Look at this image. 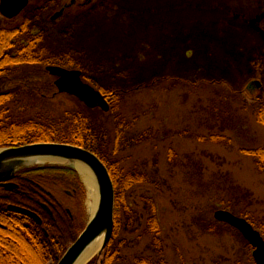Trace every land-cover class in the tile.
<instances>
[{"label": "rangeland", "instance_id": "obj_1", "mask_svg": "<svg viewBox=\"0 0 264 264\" xmlns=\"http://www.w3.org/2000/svg\"><path fill=\"white\" fill-rule=\"evenodd\" d=\"M261 7L264 0H92L67 10L57 29L46 27L44 51L73 56L93 87L129 93L118 158L151 179L127 195L115 260L154 257L143 234L144 198H154L166 264H255L249 244L213 213L234 200L264 238V170L244 152L264 145L255 114L264 91L249 89L255 76L264 83V62L254 66L261 43L244 20ZM57 96L48 105L72 106ZM48 190L88 223L85 185L82 204L60 186Z\"/></svg>", "mask_w": 264, "mask_h": 264}, {"label": "trees", "instance_id": "obj_2", "mask_svg": "<svg viewBox=\"0 0 264 264\" xmlns=\"http://www.w3.org/2000/svg\"><path fill=\"white\" fill-rule=\"evenodd\" d=\"M25 26L14 30H0V148L60 143L92 152L104 164L111 177L115 210L110 241L101 255L88 264H166L157 238L161 234V228L154 198H144L147 218L143 232L145 236L152 237L147 250L154 257L137 255L125 259L113 258V255L119 254L118 249L112 251L111 248L119 233V216L121 212L127 213L129 210L127 195L134 185L148 184L151 179L146 173L125 171L124 161L118 158L119 146L122 145L126 129L121 109H124L129 93L120 89L104 90L98 87L109 103L107 113L99 109H88L72 97L57 94L53 77L46 72L45 67L56 65L80 69L81 64L70 54L55 55L41 49L34 52L35 46L25 42L33 38L31 29ZM9 81L14 83L13 89L2 90ZM55 95L67 99L72 106L59 108L56 104L48 105ZM38 103L47 104V107L36 108ZM262 104L255 114L257 121L264 125ZM212 138L217 137L211 136ZM244 150L255 160L258 169L263 171L264 145ZM171 157L169 153V159ZM13 181L19 185V190L6 192L0 188V264H22L23 260H27L24 264H48L50 261L57 264L84 229V223L56 200L48 191V186L57 183L64 190L71 191L77 203L82 204L85 191L77 172L64 166L35 167L18 171ZM234 191L237 197L240 188L236 187ZM243 194L241 193L242 198L246 197ZM41 204H45L51 214ZM237 204L234 200L220 201V207L244 218L253 226L248 213L237 209ZM9 205L34 212L41 219V224L9 210ZM224 226L234 231L226 224ZM207 231L220 235V232H215L210 227ZM238 235L241 237L239 233ZM241 239L243 240L242 237Z\"/></svg>", "mask_w": 264, "mask_h": 264}, {"label": "water", "instance_id": "obj_3", "mask_svg": "<svg viewBox=\"0 0 264 264\" xmlns=\"http://www.w3.org/2000/svg\"><path fill=\"white\" fill-rule=\"evenodd\" d=\"M28 0H2L0 11L6 17H14L27 5ZM46 71L54 77L53 85L59 94L73 97L89 109L109 111V104L104 96L95 88L81 79L79 70H68L57 66H48ZM47 159H57L86 165L93 171L98 186V206L92 218L89 219L76 241L67 249L57 264H73L80 253L97 237L102 236L103 241L99 251L100 256L110 241L114 227L115 196L110 175L104 164L90 151L70 144L37 143L17 148L0 149V185L7 190L16 187L10 181L15 174L23 169L45 166L32 165L35 162H47ZM63 165V164H47ZM66 166L78 170L69 164ZM8 209L25 215L37 224L41 219L29 210L8 206ZM214 220L235 229L252 248V259L255 264H264V238L244 218L237 217L226 210H216Z\"/></svg>", "mask_w": 264, "mask_h": 264}, {"label": "flooded vegetation", "instance_id": "obj_4", "mask_svg": "<svg viewBox=\"0 0 264 264\" xmlns=\"http://www.w3.org/2000/svg\"><path fill=\"white\" fill-rule=\"evenodd\" d=\"M1 1L2 0H0V4H1ZM91 2L92 0H69L68 3L65 0H28L26 7L14 17H11V18L6 17L0 11V19H1V22L4 23L3 26L0 25V30H14V29L23 27V25H26L25 27H29L31 29V33L33 36V38L25 40V42L28 43L27 45L35 46L34 52H36L39 49L44 50L42 42L46 38V33H47L46 27L57 29L63 23L65 18L69 16L67 10H70L73 6L77 8L85 7ZM244 20L249 23L250 29L254 32L253 34H255L258 37L261 43V46L257 48V50H255L254 66L257 67L258 66L257 64L264 62V8L262 7L259 8L254 13V15L250 17V19L248 20L244 19ZM7 24L11 26H6ZM47 52L51 54H55V55H61L56 52L55 53L50 52L49 50ZM48 66H56V65H48ZM46 67H45V70H46ZM80 72H81V77L83 79V72L82 71ZM95 88L102 94V92L98 89V86H95ZM10 89L6 87L2 88V90H5V91L6 90L8 91ZM110 89H116V88H110ZM110 89H107V90H110ZM249 89L258 90L262 92L264 91V83L260 81L257 76H255L249 83ZM123 92H127V91H123ZM11 181L14 185H16V187L12 188L11 190H7L4 187L0 186L2 191L13 192V191L19 190V185L13 180ZM53 185L54 187L59 186L57 183H54ZM48 191H50L51 194L54 195V193H52L51 190H48ZM65 192L70 193L73 196L71 191L65 190ZM55 198L56 200L59 201L57 196H55ZM73 199H74V196H73ZM59 202L61 203V201ZM9 206L19 207L15 205H9ZM41 206H43V208L47 210L49 214H51L48 208L45 207V204H41ZM45 235H47L46 232H45Z\"/></svg>", "mask_w": 264, "mask_h": 264}, {"label": "bare ground", "instance_id": "obj_5", "mask_svg": "<svg viewBox=\"0 0 264 264\" xmlns=\"http://www.w3.org/2000/svg\"><path fill=\"white\" fill-rule=\"evenodd\" d=\"M47 162H35L29 166L42 165V164H69L76 168L83 180L87 189V211L90 218H92L98 206V186L95 175L90 167L74 162H66L57 159H47ZM103 237L99 236L94 239L77 257L73 264H87L88 261L99 251L102 245Z\"/></svg>", "mask_w": 264, "mask_h": 264}]
</instances>
